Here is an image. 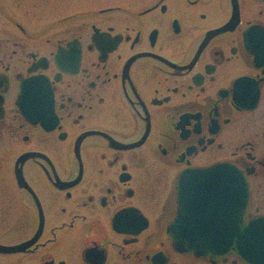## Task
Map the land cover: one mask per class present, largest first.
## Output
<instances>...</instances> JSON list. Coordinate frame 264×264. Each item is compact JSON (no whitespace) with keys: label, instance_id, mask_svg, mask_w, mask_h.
<instances>
[{"label":"flooded vegetation","instance_id":"af4514ba","mask_svg":"<svg viewBox=\"0 0 264 264\" xmlns=\"http://www.w3.org/2000/svg\"><path fill=\"white\" fill-rule=\"evenodd\" d=\"M236 173L264 216V0H0V264H246L180 238Z\"/></svg>","mask_w":264,"mask_h":264},{"label":"water","instance_id":"95a60500","mask_svg":"<svg viewBox=\"0 0 264 264\" xmlns=\"http://www.w3.org/2000/svg\"><path fill=\"white\" fill-rule=\"evenodd\" d=\"M235 196L236 204L233 211L234 215L229 220H221L219 235L208 236H181L180 238L186 243L199 245L202 247L205 255L212 254L211 248L207 249V244L216 241L218 249L215 252L220 254L234 252L242 256L250 264H264V217L253 219L249 223H245L243 214L247 208L248 189L243 178L236 173ZM180 238L179 244L181 242ZM16 248L0 246V251L11 252L17 251ZM211 251V252H209ZM201 253V251H200Z\"/></svg>","mask_w":264,"mask_h":264}]
</instances>
